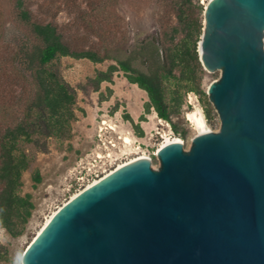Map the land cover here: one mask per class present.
<instances>
[{"label": "water", "instance_id": "water-1", "mask_svg": "<svg viewBox=\"0 0 264 264\" xmlns=\"http://www.w3.org/2000/svg\"><path fill=\"white\" fill-rule=\"evenodd\" d=\"M197 53L218 130L83 189L21 264H264V0H209Z\"/></svg>", "mask_w": 264, "mask_h": 264}, {"label": "trees", "instance_id": "trees-1", "mask_svg": "<svg viewBox=\"0 0 264 264\" xmlns=\"http://www.w3.org/2000/svg\"><path fill=\"white\" fill-rule=\"evenodd\" d=\"M167 2L175 22L165 26L158 40L146 39L123 52L117 31H110L105 47L79 48L64 37L53 20L55 15L50 14L54 8L52 3L43 1L35 6L33 0H13L14 21L24 29L25 39L20 47L10 49L9 61L17 65L15 73L26 76L32 93L28 98H21L18 112H13L16 115L3 123L0 129V227L11 237L22 235L34 209L31 195L20 193L22 173L28 170L35 158L27 147L35 153H47V140H68L71 124L76 120L77 91L61 76L57 65L61 58L86 59L93 64L113 62L104 71L96 70L93 77L78 89L85 92L89 86L93 92H98L99 102L107 101L112 90L107 88L105 96L99 92L100 85L112 84L114 74L121 72L129 84L146 93L145 114L152 109L181 139L185 134L179 131L173 118L180 111L184 93H195L206 120L211 118L214 109L202 88L205 71L197 53L203 8L192 0ZM33 6L36 7L34 11ZM74 6L75 20L89 27L86 9ZM113 110L116 111L117 106ZM125 119L133 124L128 115ZM142 121L144 117L140 116L139 122ZM133 127L141 137L143 131L139 124H133ZM31 177L34 184L41 182L38 170H34ZM0 249L4 247L0 245Z\"/></svg>", "mask_w": 264, "mask_h": 264}, {"label": "rangeland", "instance_id": "rangeland-1", "mask_svg": "<svg viewBox=\"0 0 264 264\" xmlns=\"http://www.w3.org/2000/svg\"><path fill=\"white\" fill-rule=\"evenodd\" d=\"M43 1L54 6L50 14L55 15L53 20L59 25L64 37L83 49H100L107 46L110 31H117L120 49L127 52L146 39L158 40L165 26L175 22L167 0H33L35 6ZM192 1L204 8L202 0ZM74 5L86 9L89 14V27L83 25L80 20H75ZM12 6L13 0H0V129L3 123L16 115L13 112H18L21 98H28L32 93L26 76L15 73L17 65L9 61L10 49L20 47L25 39L24 29L14 21ZM35 6L32 7L33 11ZM43 19L49 20L45 17ZM110 64L113 62L93 64L86 59L76 60L68 57L57 62L61 76L77 91L76 120L71 124V137L68 140H47V153H35L27 147L35 154V158L28 170L22 173L20 193L31 195L34 209L22 235L11 237L0 227V245L4 247L0 249V264H21V255L37 235L46 217L79 190L75 180L78 174L77 163L80 160L86 163L87 155L94 150L97 143L96 131L101 120H110L130 130L138 139V143H141L140 152L150 156L151 162L156 161L153 154L163 141V135L177 137L185 150L189 148L190 140L196 132L186 120L185 114L196 107L204 115L199 97L193 92L183 94L180 111L173 118L179 131L185 134L181 139V136L174 134L170 125L159 119L152 109L145 114L143 104L147 102L146 93L129 84L121 72L114 74L112 84L100 85L99 92L105 96L107 88L112 90V95L107 101L99 102L98 92H93L89 86L85 92L78 89L85 85L89 77H93L96 70L104 71ZM218 77L215 72L205 71L202 75V88L206 90ZM115 106L116 111L113 110ZM126 115L132 119L133 124H139L143 131L141 137L137 135L133 124L125 119ZM140 116L144 117V121L139 122ZM205 121L211 132L218 130L219 120L214 110L211 118H205ZM138 143L134 142L132 149L138 148ZM34 170L40 173L39 184L32 181Z\"/></svg>", "mask_w": 264, "mask_h": 264}, {"label": "built area", "instance_id": "built-area-1", "mask_svg": "<svg viewBox=\"0 0 264 264\" xmlns=\"http://www.w3.org/2000/svg\"><path fill=\"white\" fill-rule=\"evenodd\" d=\"M128 134L132 137V144L134 142L138 143V139L133 136L130 130L124 129L110 120L100 121L96 131L97 143L94 150L87 155L88 160L86 163L82 160L77 163L78 174L75 176V180L78 183L79 190L89 182L102 178L106 172L115 170L119 164L125 163L133 156L128 155L129 151L122 139L123 135ZM140 145L141 143H138V149H140ZM155 154L153 155L155 156ZM147 157L150 159V156Z\"/></svg>", "mask_w": 264, "mask_h": 264}, {"label": "bare ground", "instance_id": "bare-ground-1", "mask_svg": "<svg viewBox=\"0 0 264 264\" xmlns=\"http://www.w3.org/2000/svg\"><path fill=\"white\" fill-rule=\"evenodd\" d=\"M204 6H206L207 2L209 0H202ZM186 120L189 122V124L191 125V127L195 130L196 134H201V133H207L210 132V130L207 127V124L205 122V118L204 115L202 113V111L200 109H197L196 107L194 108L193 111L191 112H187L185 114ZM123 139V143L126 145L125 147L129 150L128 154L133 155L131 158H129L125 163H121L118 165V168L127 165L130 162L136 161V160H140V159H149L146 154L140 152V149L138 148H133L132 146V140L130 135H123L122 136ZM162 142L157 146V150L166 145V144H170V143H182L181 140L177 137H171V136H167V135H163L162 136ZM114 170H111L110 172H106V174L100 178V179H96L92 182H89L87 185H85L83 188H81L80 190L76 191L75 193L70 195L69 199H72L73 197H75L76 195H78V193H80L83 189H86L88 187H90L91 185H94L95 183H97L98 181H100L101 179H103L105 176L109 175L110 173H112ZM68 199V200H69ZM67 201H65L63 204H65ZM61 207V206H60ZM58 207L57 209H55L48 217H46L44 223H46L55 213L56 211L60 208ZM44 223L40 226V229L42 228V226L44 225ZM40 229L38 230V232L40 231Z\"/></svg>", "mask_w": 264, "mask_h": 264}, {"label": "crops", "instance_id": "crops-1", "mask_svg": "<svg viewBox=\"0 0 264 264\" xmlns=\"http://www.w3.org/2000/svg\"><path fill=\"white\" fill-rule=\"evenodd\" d=\"M109 102V104L111 103V101H108Z\"/></svg>", "mask_w": 264, "mask_h": 264}]
</instances>
